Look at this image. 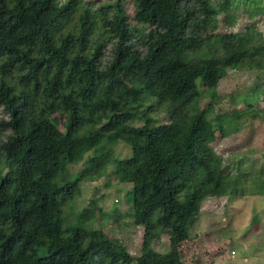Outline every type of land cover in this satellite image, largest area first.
Here are the masks:
<instances>
[{"label": "trees", "instance_id": "1", "mask_svg": "<svg viewBox=\"0 0 264 264\" xmlns=\"http://www.w3.org/2000/svg\"><path fill=\"white\" fill-rule=\"evenodd\" d=\"M122 1L0 0V264H131L73 209L79 185L108 173L132 185L134 225L169 236L135 264H185L205 200L264 195L226 172L202 106L229 71L263 68L251 34L216 33L219 11L235 24L231 0H131L136 24Z\"/></svg>", "mask_w": 264, "mask_h": 264}, {"label": "rangeland", "instance_id": "2", "mask_svg": "<svg viewBox=\"0 0 264 264\" xmlns=\"http://www.w3.org/2000/svg\"><path fill=\"white\" fill-rule=\"evenodd\" d=\"M82 1L91 2L94 10L101 4L118 2ZM122 2L128 22L136 24L132 1ZM229 4L235 24L231 27L225 11H219L216 33L248 32L252 35V47L259 50L264 61V0H231ZM110 47L107 45L104 51L103 62L110 56ZM143 100L150 102V99ZM209 105V117L215 125L210 149L224 161L228 174L241 176L244 190L256 191L264 181V64L262 69L244 67L229 71L214 95L204 92L202 106ZM153 106L155 108L157 102ZM151 112L155 115L157 110ZM2 117L5 118V114L0 107ZM142 123L139 121L137 125ZM117 154L129 156L131 153L120 144ZM79 189L74 211L89 208L94 228H102L108 237L117 240L130 254L131 264L149 250L169 251V236L161 229L147 233L143 227L134 225L128 202L131 184L120 183L108 173L96 181L82 182ZM70 224L71 219L65 217L58 225L59 230L66 233ZM180 250L185 264H264V195L247 193L205 200L190 223V239Z\"/></svg>", "mask_w": 264, "mask_h": 264}]
</instances>
